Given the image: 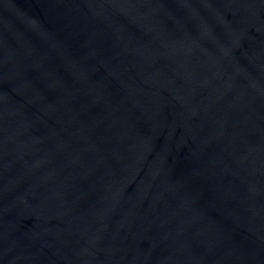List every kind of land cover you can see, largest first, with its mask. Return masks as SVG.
<instances>
[{"label": "water", "instance_id": "1", "mask_svg": "<svg viewBox=\"0 0 264 264\" xmlns=\"http://www.w3.org/2000/svg\"><path fill=\"white\" fill-rule=\"evenodd\" d=\"M0 264H264V0H0Z\"/></svg>", "mask_w": 264, "mask_h": 264}]
</instances>
